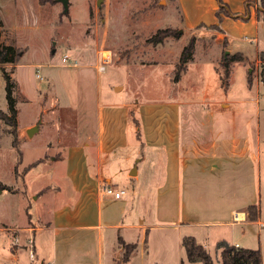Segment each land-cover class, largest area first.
Masks as SVG:
<instances>
[{
	"label": "rangeland",
	"instance_id": "obj_1",
	"mask_svg": "<svg viewBox=\"0 0 264 264\" xmlns=\"http://www.w3.org/2000/svg\"><path fill=\"white\" fill-rule=\"evenodd\" d=\"M98 1L70 0L65 12L59 0H0V42L12 44L19 51L16 63L5 67L16 83L17 146L13 144L15 136L10 126L0 119V264H41L42 259L43 264H48L51 258L47 256L39 258L40 262L38 257L36 262L31 261L29 250L22 245L26 232L17 231L28 222V205H34L38 195L35 191L48 184L61 187L57 191L61 194L55 198L58 206L67 202L68 144L77 142L76 137L95 127L100 102L108 105L127 100L139 102L130 105L135 119L127 126L130 146L114 159L109 177L116 188H125L128 194L124 198L107 197L115 207L127 208L116 215L119 219L139 223L145 218L148 224L157 226H150L147 242L137 245L126 264H174L177 260L179 264H196L187 259L183 246L187 234H197L217 261L221 258L219 236L231 240L230 226H186L176 230L170 220L177 213L176 202L167 204L171 207L170 216L161 217L165 204L158 192L163 179L159 173L150 176L157 157L142 159L148 151L140 142L153 118L171 116V107L155 102L170 99L184 101V141L191 135L205 137L216 142L214 150L222 151L226 138L238 136L247 139L255 150L260 136L261 158L255 160L257 175L253 169L252 192L258 196L264 221V14L255 10V0H248V10L241 0ZM220 7L229 11L223 14V32L212 25L217 22L215 12ZM167 27L174 30L172 36L159 44L150 41ZM192 37L196 38L194 58L180 81L174 82L176 64ZM102 53H111L112 62L104 72H98L96 65ZM235 53H241L242 59L232 63L227 81L221 61L226 54ZM65 54L80 65L69 66L64 61ZM0 109L9 111L1 67ZM34 123L40 128L29 135L28 128ZM40 158L41 162L25 171ZM134 167L139 168V175L130 174ZM249 172L245 170L244 174L250 177ZM211 180L206 175L199 184L208 186ZM227 185L224 183V187ZM47 189L42 188L39 193ZM188 190H183L185 208L190 207ZM194 206L201 216L199 203ZM252 227L257 232L264 231L258 223ZM115 234L111 228L104 230L107 264H113V260L109 262V247ZM16 236L20 237V244L15 243ZM258 248L264 262V232ZM44 251L47 255L49 246ZM115 251V264H124L125 249L120 243ZM16 253H20L18 262L13 258Z\"/></svg>",
	"mask_w": 264,
	"mask_h": 264
},
{
	"label": "crops",
	"instance_id": "obj_2",
	"mask_svg": "<svg viewBox=\"0 0 264 264\" xmlns=\"http://www.w3.org/2000/svg\"><path fill=\"white\" fill-rule=\"evenodd\" d=\"M248 3V0H241V4ZM252 3L255 10L259 11V0ZM246 7L245 10H248L249 5ZM227 8L229 9L228 5ZM100 103L96 109L95 127L76 137L77 142L68 144L66 176L69 179L70 192L65 195L68 198H64L67 202L59 206L55 203L60 186L51 184L41 186L35 191L38 195L34 205H28L31 210L30 212L28 209V222L22 228H17V231L22 229L26 232L22 245L29 235L34 237L36 261L47 256L51 258L48 263L52 264H107L104 230L111 228L116 234L112 247H109L111 251L109 262L113 260L115 264V255L119 249L115 250L120 236L126 242L138 245L140 242H146L151 227L157 226L148 224L145 218L139 223L119 219L116 215L126 212L127 208L115 207L112 204L114 201L107 197L110 195L103 192L105 185L114 186L112 177H109L111 165L114 159L120 158L123 150L130 146L127 134L128 122L133 118L130 105L139 102L127 100L108 105ZM155 103H166L164 105L171 107L172 112L169 111L171 116L168 117L166 114L153 118L149 122L148 130L146 127V132L143 133L144 140L140 142V146L146 147L148 151L142 159L150 161L153 156L157 157L156 168L154 166L150 176L159 173L163 179L158 192L159 199L161 198L162 204H165L161 217L170 216L168 214L171 207L169 208L167 204L176 202L177 213L170 217L177 226L176 230L186 226H230L231 240L226 236H219L218 241L227 240L241 247L258 248L264 231L257 232L252 225L258 223L264 227L261 206L259 204L260 215L256 221L248 219L247 208L251 204H258V196L252 192V186L253 169L255 176L257 175L255 160L259 161L261 158L260 136L256 139L255 150L247 139L243 140L238 136L226 138L222 151L214 150L216 142L205 137L191 135L184 141L181 137V103L184 101L170 99ZM226 106L228 105H224ZM34 125L35 123L29 127ZM38 125L40 128V124ZM200 138H204L205 141L202 143ZM57 160L60 158H53V161ZM245 170L250 171V177L248 172L247 175L244 174ZM135 175H139L138 167ZM206 175L212 179L211 183L201 187L199 180ZM224 183L229 185L224 187ZM46 187L47 191L39 193ZM186 187L190 188L188 190L190 207L187 208L184 206L183 197V190ZM127 194L126 190V194L120 198ZM195 202L201 206L198 209L201 216L196 214ZM237 215L239 218L236 220ZM190 235H194L202 244L197 234H187ZM182 237L183 232L179 233V239ZM45 246H49L47 255L44 251ZM24 248L26 249L25 246ZM13 258L18 262L20 253L14 254ZM43 262L44 259L41 264ZM174 264H179V261H175Z\"/></svg>",
	"mask_w": 264,
	"mask_h": 264
},
{
	"label": "trees",
	"instance_id": "obj_3",
	"mask_svg": "<svg viewBox=\"0 0 264 264\" xmlns=\"http://www.w3.org/2000/svg\"><path fill=\"white\" fill-rule=\"evenodd\" d=\"M259 11L264 14V0H259ZM228 9H224L223 7L219 8L216 12L217 22L212 25L216 28H219L220 31L223 32L221 27V22L223 20V14L228 13ZM174 34V30L170 27L166 29H160L153 37L150 39L155 44L162 43L167 37L172 36ZM196 38L192 37L190 41L184 46L179 61L176 64L174 71V82H179L182 78L184 72L188 69V64L194 58V53L196 49ZM19 51L16 46L12 44H5L0 42V67L4 69L5 79H6V90H7V99L9 111L5 112L0 109V119L3 120L7 125L11 128V133L15 136V140L13 144L17 146L18 138H17V130H18V120H17V99L14 95V91L16 88V83L12 79L11 74H9L5 67L7 64L16 63L17 56ZM242 59L241 53L235 54H226L221 63L224 69V77L227 79L230 78L231 75V65L234 61H239ZM261 80L264 83V68L261 73ZM228 81V80H227ZM249 84L252 83V79L248 78ZM223 86L226 85V81L222 83ZM19 154L21 155V151L18 149ZM43 159L40 158L29 166L25 168L27 172L31 167L37 165ZM18 168H16L17 170ZM248 219L251 221H256L260 215V206L259 204H251L247 208ZM147 242V237L145 239ZM120 245L125 249L124 253V263L126 264L133 254L134 250L137 247V243L126 242L123 237H119ZM183 246L185 248V252L187 255V259L196 264H264L263 262V254L260 248H248L236 246L235 244L229 243L227 240H220L217 243V248L221 253V258L217 261H214L209 251L197 241L194 236H185L183 238Z\"/></svg>",
	"mask_w": 264,
	"mask_h": 264
},
{
	"label": "built area",
	"instance_id": "obj_4",
	"mask_svg": "<svg viewBox=\"0 0 264 264\" xmlns=\"http://www.w3.org/2000/svg\"><path fill=\"white\" fill-rule=\"evenodd\" d=\"M64 61L67 62L69 66H78L80 65V62L77 59H74L73 57L65 54L64 55ZM112 62V55L111 53L108 55H105L102 53L100 57V63L96 65V68L98 72H104L106 70V65ZM103 192L106 195L114 196L115 198H120L126 194V189L124 188H116L115 186L111 185H105L103 187ZM239 218V215L236 216V220ZM15 243H20V238H15ZM27 250H29V256L32 261H36V253H35V240L32 235H29L26 238V241L23 244ZM238 246V245H236ZM52 264V263H48Z\"/></svg>",
	"mask_w": 264,
	"mask_h": 264
},
{
	"label": "water",
	"instance_id": "obj_5",
	"mask_svg": "<svg viewBox=\"0 0 264 264\" xmlns=\"http://www.w3.org/2000/svg\"><path fill=\"white\" fill-rule=\"evenodd\" d=\"M62 2L63 6H64V11L67 12L69 10V1L70 0H59ZM101 0L98 1V3L100 2ZM178 32H182V30H179ZM56 44V41L53 42V45ZM53 53H55V48L53 49ZM39 130V125L36 124L34 125L33 127L29 128L28 129V134L29 135H33L35 132H37ZM136 171H137V167H134L131 171V174L132 175H135L136 174Z\"/></svg>",
	"mask_w": 264,
	"mask_h": 264
},
{
	"label": "bare ground",
	"instance_id": "obj_6",
	"mask_svg": "<svg viewBox=\"0 0 264 264\" xmlns=\"http://www.w3.org/2000/svg\"><path fill=\"white\" fill-rule=\"evenodd\" d=\"M109 52V51H108ZM241 216H242V214H241Z\"/></svg>",
	"mask_w": 264,
	"mask_h": 264
}]
</instances>
